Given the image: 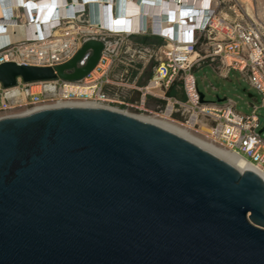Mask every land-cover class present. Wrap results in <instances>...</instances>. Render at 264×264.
Listing matches in <instances>:
<instances>
[{
  "label": "water",
  "instance_id": "obj_1",
  "mask_svg": "<svg viewBox=\"0 0 264 264\" xmlns=\"http://www.w3.org/2000/svg\"><path fill=\"white\" fill-rule=\"evenodd\" d=\"M101 50L54 71L4 64L0 84L81 80ZM0 264H264V182L121 112L0 120Z\"/></svg>",
  "mask_w": 264,
  "mask_h": 264
},
{
  "label": "built area",
  "instance_id": "obj_2",
  "mask_svg": "<svg viewBox=\"0 0 264 264\" xmlns=\"http://www.w3.org/2000/svg\"><path fill=\"white\" fill-rule=\"evenodd\" d=\"M11 1V6L3 8L6 13L0 12L2 32L8 27L14 28L12 42L0 47V66L14 64L54 71L72 61L88 42L101 44L102 50L94 69L81 80L56 78L46 82L23 83L17 78L15 87L10 89H4L0 84V120L61 107H89L116 112L125 107L155 115L218 148L240 154L264 175V140L259 135L262 128L256 115L257 107H253L250 115L244 116L235 111V104L230 101L204 103L202 95L203 103H200L201 94L191 73L203 64L212 66L222 77L230 71L238 72L260 97L261 107L264 108V18L254 19L252 11L254 20H251L240 8L241 5L236 6L239 5L237 3L233 8L238 17L227 20L219 10L227 5L228 0H190L191 3L186 4L187 10L182 12L185 20L181 23L191 28L180 30L165 14L157 18V22L164 25L161 26V34H155L149 28L154 21L151 17H145L144 22L148 26L144 31L132 34L113 23L118 21L114 6L118 0H99L94 17L91 3L82 0ZM193 1L196 4H192ZM170 2L163 0L160 7ZM48 4L57 5V9L43 21V14H37L35 7ZM102 17L108 21V28L102 25ZM134 37L154 38L161 42L152 77L139 89L128 80L132 66L131 61L126 59H131L126 43ZM90 57L89 51L74 69L63 74L70 75L84 68ZM118 65L125 69L114 76L112 73ZM148 84H153L160 94L147 91ZM174 84H180L184 100L165 97ZM120 87H125L126 93L138 92L139 103H131L129 94H123ZM148 99L163 102L164 105L155 106L154 114L147 112ZM169 107L170 112L166 116ZM173 117L180 121H174ZM202 124L210 132H201Z\"/></svg>",
  "mask_w": 264,
  "mask_h": 264
},
{
  "label": "rangeland",
  "instance_id": "obj_3",
  "mask_svg": "<svg viewBox=\"0 0 264 264\" xmlns=\"http://www.w3.org/2000/svg\"><path fill=\"white\" fill-rule=\"evenodd\" d=\"M227 2V5L225 4V7H221L219 10L222 14L231 17V12H234L235 10L233 6L239 3V5L236 6L241 5L240 8H242L245 14L250 16L251 20H254L255 18H264V0H248L247 2H242L240 0H228ZM251 12L255 14L254 19H252ZM134 38L135 40L133 41L129 39L126 46H129V43L140 46L138 42L140 38ZM147 40L146 45L148 46V53L136 51L135 54H131V59L126 58L131 61L132 66L131 72H129L128 80L129 82H133V85L137 89L141 88L151 79L156 66L155 60L158 59L159 56L158 48L160 45L157 46L154 41L152 42L148 38ZM122 63L125 64V62ZM123 69L125 68L122 65L116 66L112 75L116 76L117 73L123 71ZM191 73L197 83L198 92L204 96V103H217L218 101L223 100L230 101L235 104V111L244 116L250 115L253 111V107H257L256 115L259 119L260 127H264V108L261 107V99L240 73L230 71L225 77H222L212 66L207 64H203L200 68L192 70ZM120 88L123 94H129L130 97H128V99L131 103H139L138 92L132 91L126 93L127 89H125V87ZM179 99L184 100L181 96H179ZM154 107L155 105L150 102L149 105L145 107V110L154 114L156 113ZM118 110L119 112L134 118H149L152 116L148 113L130 110L125 107H121ZM173 120L180 121L177 117H173ZM261 137L264 140V135Z\"/></svg>",
  "mask_w": 264,
  "mask_h": 264
},
{
  "label": "bare ground",
  "instance_id": "obj_4",
  "mask_svg": "<svg viewBox=\"0 0 264 264\" xmlns=\"http://www.w3.org/2000/svg\"><path fill=\"white\" fill-rule=\"evenodd\" d=\"M82 1L85 3H91V14L93 17L97 15L95 13V9L98 3L100 2L99 0H82ZM106 1H110V0H106ZM162 1L163 0H118L117 3H115L114 5L117 8L116 13L118 15V21L113 22V23L115 24V26L120 27L123 31L127 33L135 34V33H138L139 31H144L147 28L148 25L147 24L145 25L144 19L145 17H151L154 19V21L152 24H150L149 28L153 31V33L161 34L162 33L161 26H164V25L159 24L157 22L158 20L157 18L162 17L163 15L166 14L167 15L166 18L170 22H174L175 23L174 26L179 27L180 30H182L183 28L184 29L191 28L190 25H187L184 22L181 23V20H185V18H182V12L187 10L186 4L187 2L191 3L190 0H171L170 3H173V4L163 3V6L160 7ZM240 1L247 2L248 0H240ZM15 2L20 3L19 0H16ZM93 2H96L97 4H92ZM11 3H13L11 0H0V9L2 10L0 12L6 13V11H3V10L11 6ZM176 3H179V4L176 5ZM193 3L196 4L194 1L192 2V4ZM55 6L48 4L47 6H41L40 8H37V7L35 8H36L37 14H40V15L43 14L44 16L43 21H46L54 14L55 10L57 9ZM102 18L104 19V17ZM194 23H196L195 19H194ZM102 25L105 28H108V21L104 19ZM13 30L14 28L8 27L5 29L4 32H2L3 30L0 27V47L8 45L12 42ZM146 89L150 93L157 94V95L160 94L159 91L156 90L153 84H148ZM169 112H170V107L168 108L166 112V116H168ZM138 119L146 121L155 126L161 127L169 132H172L184 138L185 140L213 154L220 160L224 161L225 163L229 164L230 166L238 170L239 172H244V171L253 172L259 178H261V180H263L264 182V175L261 173V171L255 168L248 160H246L240 154H237L235 152H230L222 148H218L212 145L210 142L205 141L203 138L197 137L193 135L191 132H189L188 130L181 128L177 124L160 119L156 117L155 115H152L149 118L140 117ZM200 130L201 132H205V133L210 132V129H208L203 124L200 126Z\"/></svg>",
  "mask_w": 264,
  "mask_h": 264
},
{
  "label": "crops",
  "instance_id": "obj_5",
  "mask_svg": "<svg viewBox=\"0 0 264 264\" xmlns=\"http://www.w3.org/2000/svg\"><path fill=\"white\" fill-rule=\"evenodd\" d=\"M246 11H247V9H246ZM231 12V11H230ZM233 13H235V15H234V17H233ZM227 20H233L234 18H236V17H238V13H237V11H235L234 10V12H231V14H230V16L231 17H229L228 15H223ZM140 38V39H139ZM147 38L148 37H138L137 39H139L138 40V42H139V44H140V46H138V45H136V44H131V43H129V49H130V53L131 54H135L136 53V51H138V52H144V53H148V46L146 45V43H147ZM149 40H151L152 42L154 41L155 42V44L157 45V46H159L160 45V41L159 40H157V39H154V38H148ZM130 40H135V38H130ZM142 40H144V43H145V45H142L141 43H142ZM138 46V47H137ZM177 85H179L180 86V84H177ZM181 97L183 98V94L181 95ZM170 99H172V98H170ZM174 99H177V100H181V99H179V96L178 97H174ZM153 103L155 106H157V105H159L160 107H162L163 105H164V103L163 102H160V101H156V100H152V99H148V102H147V106L149 105V103ZM146 106V107H147ZM156 107H154V109H155Z\"/></svg>",
  "mask_w": 264,
  "mask_h": 264
},
{
  "label": "trees",
  "instance_id": "obj_6",
  "mask_svg": "<svg viewBox=\"0 0 264 264\" xmlns=\"http://www.w3.org/2000/svg\"><path fill=\"white\" fill-rule=\"evenodd\" d=\"M142 45H145L144 40H142ZM182 95V91L179 85L174 84L165 94L167 99L178 97Z\"/></svg>",
  "mask_w": 264,
  "mask_h": 264
}]
</instances>
